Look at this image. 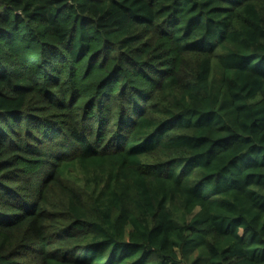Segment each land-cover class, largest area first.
<instances>
[{
  "label": "trees",
  "instance_id": "trees-1",
  "mask_svg": "<svg viewBox=\"0 0 264 264\" xmlns=\"http://www.w3.org/2000/svg\"><path fill=\"white\" fill-rule=\"evenodd\" d=\"M0 264H264V0H0Z\"/></svg>",
  "mask_w": 264,
  "mask_h": 264
}]
</instances>
